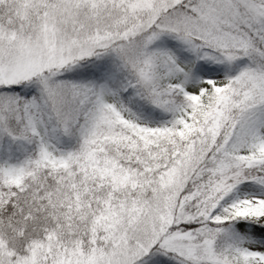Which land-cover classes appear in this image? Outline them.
Returning a JSON list of instances; mask_svg holds the SVG:
<instances>
[{
    "label": "snow or ice",
    "instance_id": "obj_1",
    "mask_svg": "<svg viewBox=\"0 0 264 264\" xmlns=\"http://www.w3.org/2000/svg\"><path fill=\"white\" fill-rule=\"evenodd\" d=\"M0 264H264V0H0Z\"/></svg>",
    "mask_w": 264,
    "mask_h": 264
}]
</instances>
